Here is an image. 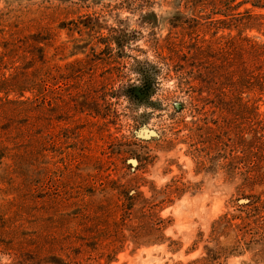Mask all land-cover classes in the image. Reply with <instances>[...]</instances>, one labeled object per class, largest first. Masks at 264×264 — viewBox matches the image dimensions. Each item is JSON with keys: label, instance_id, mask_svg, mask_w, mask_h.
<instances>
[{"label": "rangeland", "instance_id": "obj_1", "mask_svg": "<svg viewBox=\"0 0 264 264\" xmlns=\"http://www.w3.org/2000/svg\"><path fill=\"white\" fill-rule=\"evenodd\" d=\"M0 264H264V0H0Z\"/></svg>", "mask_w": 264, "mask_h": 264}]
</instances>
